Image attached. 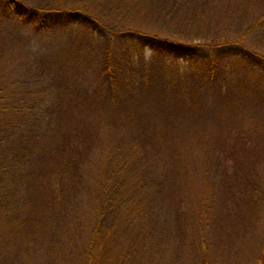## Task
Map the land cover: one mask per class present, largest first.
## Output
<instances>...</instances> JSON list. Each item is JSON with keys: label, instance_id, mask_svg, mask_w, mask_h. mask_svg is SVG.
<instances>
[{"label": "trees", "instance_id": "1", "mask_svg": "<svg viewBox=\"0 0 264 264\" xmlns=\"http://www.w3.org/2000/svg\"><path fill=\"white\" fill-rule=\"evenodd\" d=\"M221 1L0 0V56L10 22L77 39L64 86L0 83V264H209L207 213L238 192L264 264V53L243 42L264 0L239 31Z\"/></svg>", "mask_w": 264, "mask_h": 264}, {"label": "rangeland", "instance_id": "2", "mask_svg": "<svg viewBox=\"0 0 264 264\" xmlns=\"http://www.w3.org/2000/svg\"><path fill=\"white\" fill-rule=\"evenodd\" d=\"M24 1L30 5L42 3V0ZM227 1L229 5H226ZM239 2L240 0L221 1L215 14L219 27L227 31H239L244 28L252 12L249 3L241 7L245 8L244 11L239 9ZM4 25L0 83H4L8 88L13 87L16 93H21L27 88L64 86L59 82L62 70L58 64L61 58L64 59L63 57L69 55L77 46L72 28H45L44 31H36L30 23L10 22ZM243 42L246 48L264 53V21L252 27ZM147 53L148 49L144 47L143 55L147 56ZM54 75L59 76L57 81ZM196 191L195 196H198L199 189ZM246 198V193H226L212 201L213 210L207 213L205 231L209 264H252L256 241L260 237L261 218H254V211H251ZM204 200L208 202L209 198ZM203 206L205 207V204ZM186 226L185 232L188 235V222ZM188 241L189 237L182 248L181 256L187 263L190 262L194 251L193 244Z\"/></svg>", "mask_w": 264, "mask_h": 264}]
</instances>
